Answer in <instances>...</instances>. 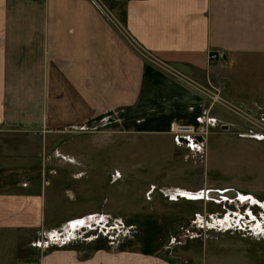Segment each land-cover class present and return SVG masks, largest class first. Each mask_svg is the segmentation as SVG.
Masks as SVG:
<instances>
[{
  "label": "rangeland",
  "instance_id": "374dc122",
  "mask_svg": "<svg viewBox=\"0 0 264 264\" xmlns=\"http://www.w3.org/2000/svg\"><path fill=\"white\" fill-rule=\"evenodd\" d=\"M90 1L113 18L109 0ZM115 26L137 61L196 90L207 109L190 116L194 123L173 119L160 130L144 109L109 103L86 118H52L54 127H36L15 140L0 136V155H15L11 167L18 168L21 187L40 179L35 184L41 194L47 189L48 209H3L0 264H264V136L250 132L264 135V107L227 99ZM208 57L226 61L220 50ZM260 67L245 74L258 84L264 82ZM228 101L231 109L219 103ZM49 107L57 112L56 103ZM211 109L222 121L210 117ZM198 116L215 125L201 152L180 146L172 126L194 129ZM226 189L242 197L217 199L210 192Z\"/></svg>",
  "mask_w": 264,
  "mask_h": 264
},
{
  "label": "crops",
  "instance_id": "0c3cea01",
  "mask_svg": "<svg viewBox=\"0 0 264 264\" xmlns=\"http://www.w3.org/2000/svg\"><path fill=\"white\" fill-rule=\"evenodd\" d=\"M109 6L111 19L90 0H0V136L15 140L54 127L52 118H86L109 103L144 109L158 129L205 113L196 90L137 61L115 25L227 99L264 107V82L245 75L264 63V0H109ZM219 50L226 61L210 60ZM234 59L240 63L227 68ZM50 103L56 113H49ZM212 109L210 117L222 121ZM13 156L0 155V213H45L47 189L41 194L33 177L21 187Z\"/></svg>",
  "mask_w": 264,
  "mask_h": 264
},
{
  "label": "built area",
  "instance_id": "2783aa9c",
  "mask_svg": "<svg viewBox=\"0 0 264 264\" xmlns=\"http://www.w3.org/2000/svg\"><path fill=\"white\" fill-rule=\"evenodd\" d=\"M214 100H213V102H210V105H213L215 103ZM219 103H221L222 105L224 104L226 107L231 109V105H232L231 102L229 103V101H228V102H223V103L219 102ZM209 121H210V124H212L211 122H214L213 119H209V118H207V116H205V117L198 116V124L196 126H194V129L190 126H180V127L177 126V127H175L174 125H172L173 129L175 128L176 142L180 146H184V147L189 148L191 150L192 149L193 150L198 149L199 152L205 150L206 147H204V146L206 145V136H207L208 126H209ZM255 130H256L255 128H252L250 130L251 135L253 137L255 136L256 138H262V136H264L260 132H255ZM197 145L199 147H197ZM196 193H198V192H196ZM182 194L183 193H179V195H182ZM201 194H202V192L200 191L199 195H201Z\"/></svg>",
  "mask_w": 264,
  "mask_h": 264
},
{
  "label": "bare ground",
  "instance_id": "6f19581e",
  "mask_svg": "<svg viewBox=\"0 0 264 264\" xmlns=\"http://www.w3.org/2000/svg\"><path fill=\"white\" fill-rule=\"evenodd\" d=\"M197 147H199V146L197 145ZM207 191H208V189L204 191L203 195H207V193H206ZM210 192H213L212 196H215L217 199L224 198V197H234V196L238 197V198L242 197V196H240V194L239 195L236 194V192L233 195H230L231 192H230V190H227V189L225 191L224 190H210ZM210 195H211V193H210Z\"/></svg>",
  "mask_w": 264,
  "mask_h": 264
},
{
  "label": "water",
  "instance_id": "95a60500",
  "mask_svg": "<svg viewBox=\"0 0 264 264\" xmlns=\"http://www.w3.org/2000/svg\"><path fill=\"white\" fill-rule=\"evenodd\" d=\"M230 192H231L230 195H233L235 193V191H232V189H230Z\"/></svg>",
  "mask_w": 264,
  "mask_h": 264
}]
</instances>
